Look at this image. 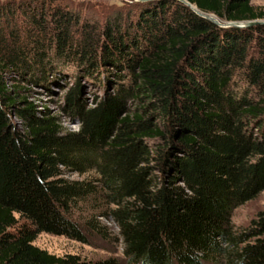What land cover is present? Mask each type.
I'll list each match as a JSON object with an SVG mask.
<instances>
[{"label":"trees","instance_id":"1","mask_svg":"<svg viewBox=\"0 0 264 264\" xmlns=\"http://www.w3.org/2000/svg\"><path fill=\"white\" fill-rule=\"evenodd\" d=\"M186 1L221 23L264 20L251 0ZM119 2L98 21L0 0V264H264V207L245 228L230 223L264 189V24L220 26L178 0ZM67 67L104 89L85 103L75 79L61 106L74 130L20 105L4 76L45 85ZM87 199L104 207L75 218ZM101 217L123 260L32 244L40 232L109 239Z\"/></svg>","mask_w":264,"mask_h":264},{"label":"rangeland","instance_id":"2","mask_svg":"<svg viewBox=\"0 0 264 264\" xmlns=\"http://www.w3.org/2000/svg\"><path fill=\"white\" fill-rule=\"evenodd\" d=\"M120 0H50L51 4L59 6H66L73 9L78 15L84 19L101 20L108 14ZM250 4L254 7L264 6V0H251ZM52 80L44 84H34L20 76H5L7 85H17L20 89L19 103L21 96L27 102L35 105L37 115H42L47 112L50 115L56 116L60 121L63 128L74 130L76 122L73 118L69 117L61 108L65 96L75 85V79H79L81 97L85 103H88L94 98L99 97L103 93V88L97 84L87 81L81 76H77L72 67H67L65 70L54 73ZM55 78V79H53ZM13 79V80H12ZM14 81V83H12ZM14 123L19 127L20 120L17 116L10 114ZM93 172H87L81 175L70 174L69 178L74 179H87L93 177ZM94 200L87 199L79 202L73 211V216L77 219H82L89 213L99 211L102 209L101 202L96 201V206L92 209ZM111 206V205H110ZM264 207V189L257 192L250 199L238 204L231 211L230 223L234 229L245 228L250 224V221L255 218L258 211ZM17 217V214H15ZM22 220L19 219V222ZM100 221L108 227L109 239H103L98 236H91L88 243H81L61 235H52L45 232L36 234L32 240V244L39 248L45 249L49 253L55 255H62L65 253H75L81 257L97 259L105 258L107 256H115L123 260L121 254V244L116 233V227L108 218H100ZM111 237V238H110Z\"/></svg>","mask_w":264,"mask_h":264},{"label":"water","instance_id":"3","mask_svg":"<svg viewBox=\"0 0 264 264\" xmlns=\"http://www.w3.org/2000/svg\"><path fill=\"white\" fill-rule=\"evenodd\" d=\"M133 1H139L140 2V1H146V0H133ZM178 1H180L183 4H185L186 6H188L190 9H192L199 16H202L203 18H206V19L210 20L211 22H214L220 26H238V27H240V26H251V25H255V24H264V20L228 21V22L221 23L213 15L199 11L194 5L190 4L188 1H186V0H178Z\"/></svg>","mask_w":264,"mask_h":264}]
</instances>
